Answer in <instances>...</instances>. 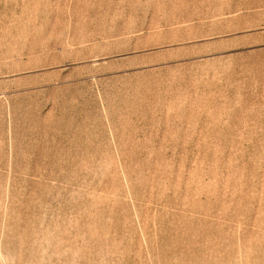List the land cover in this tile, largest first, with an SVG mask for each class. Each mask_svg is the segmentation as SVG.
I'll return each instance as SVG.
<instances>
[{
	"label": "rangeland",
	"instance_id": "rangeland-1",
	"mask_svg": "<svg viewBox=\"0 0 264 264\" xmlns=\"http://www.w3.org/2000/svg\"><path fill=\"white\" fill-rule=\"evenodd\" d=\"M0 264H264V0H0Z\"/></svg>",
	"mask_w": 264,
	"mask_h": 264
}]
</instances>
